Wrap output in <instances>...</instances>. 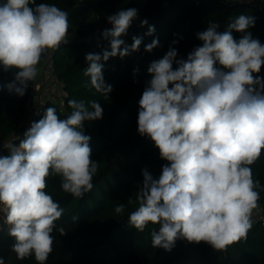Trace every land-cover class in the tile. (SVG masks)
<instances>
[{"label": "clouds", "instance_id": "clouds-1", "mask_svg": "<svg viewBox=\"0 0 264 264\" xmlns=\"http://www.w3.org/2000/svg\"><path fill=\"white\" fill-rule=\"evenodd\" d=\"M138 18L134 7L108 15L112 27L101 33L108 47L85 56V87L105 100L112 85L105 82L104 64L139 51L142 36H133L131 45L123 39ZM255 21L253 15L240 14L220 31V23L210 20L206 30L195 33L202 44L186 58L169 46L147 68L151 78L138 101L137 132L153 142L166 163L159 177L142 170L137 207L128 223L141 233L149 224L159 225L150 233L153 248L171 252L178 239H185L226 251L246 240L253 226L260 183L253 179L251 165L264 151V76L259 75L264 44L249 31ZM147 24V19L141 21L142 27ZM69 28L68 12L55 4L0 3V66L4 72L16 70L2 87L23 97L39 73L41 58L69 43ZM233 32L241 37L235 39ZM154 33L155 26L149 25L144 35ZM158 46L159 39H153L145 51ZM67 104L70 115L61 119L55 107H47L18 145H4L9 155L0 156V211L19 260L34 256L37 264H45L53 252L54 230L66 234L55 223L64 209L45 191L50 176L59 177L63 192L77 199L94 187L99 162L91 158L85 123L102 119L104 110L98 100L70 99ZM114 211L124 212L125 204ZM0 264H5L2 257Z\"/></svg>", "mask_w": 264, "mask_h": 264}, {"label": "trees", "instance_id": "trees-1", "mask_svg": "<svg viewBox=\"0 0 264 264\" xmlns=\"http://www.w3.org/2000/svg\"><path fill=\"white\" fill-rule=\"evenodd\" d=\"M41 2L55 4L69 14V43L55 51L57 73L66 81L69 94L63 106L49 102L39 115L28 117L32 82L23 97L10 94L2 86L14 78L16 70L4 72L0 66V156L9 155L4 145H18L23 136L16 139L14 135L24 134L32 122L43 117L47 107H55L61 119L71 113L67 104L70 99L98 100L104 110L102 119L85 123V134L91 136V158L99 162L93 189L77 199L63 192L59 177L48 178L45 191L64 209L55 223L66 234L61 236L54 230L53 252L45 264H264L261 224L253 225L246 240L226 251H216L204 242L195 244L178 239L172 251L167 252L152 247L150 233L159 225L149 224L141 233L128 223V215L137 207L135 193L143 181L142 170L159 177L166 163L160 159L153 142L137 132L138 101L151 78L147 72L150 62L161 58L169 46L178 50L179 57L186 58L195 46L202 44L195 33L206 30L210 20L219 22V30L224 31L229 19L240 14L256 17L255 26L249 31L264 44V0H36ZM132 7L139 10V18L123 39L131 45L133 36H142L143 42L138 52L105 62L104 79L112 85L105 100L101 93L85 87L88 79L82 71L87 67L85 56L108 47V41L101 36L105 25L108 24V29L112 27L106 17L121 8ZM144 19L148 24L142 27ZM149 25L155 26L152 36L144 35ZM233 36L239 39L241 34L233 32ZM156 38L159 46L145 51V45ZM173 40L178 43L172 45ZM259 75L264 76V67ZM251 168L253 179L260 183L258 203L264 206V151ZM120 203L125 204V211L116 213L114 208ZM73 216H78V221H73ZM8 228L5 214L0 211V257L5 264H37L34 256L17 259Z\"/></svg>", "mask_w": 264, "mask_h": 264}, {"label": "built area", "instance_id": "built-area-1", "mask_svg": "<svg viewBox=\"0 0 264 264\" xmlns=\"http://www.w3.org/2000/svg\"><path fill=\"white\" fill-rule=\"evenodd\" d=\"M0 3H3L0 0ZM39 73L34 81H32L29 90V102H28V117H35L40 114L42 108H44L49 102H53L60 106L68 96L66 81L58 76L55 51H49L48 54L41 58L38 65ZM23 136V133H16L14 138L19 139ZM259 207L253 210L252 220L253 225L261 224L264 226V206L260 203Z\"/></svg>", "mask_w": 264, "mask_h": 264}, {"label": "water", "instance_id": "water-1", "mask_svg": "<svg viewBox=\"0 0 264 264\" xmlns=\"http://www.w3.org/2000/svg\"><path fill=\"white\" fill-rule=\"evenodd\" d=\"M108 26V24L107 25H105L101 30H104L106 27Z\"/></svg>", "mask_w": 264, "mask_h": 264}, {"label": "crops", "instance_id": "crops-1", "mask_svg": "<svg viewBox=\"0 0 264 264\" xmlns=\"http://www.w3.org/2000/svg\"><path fill=\"white\" fill-rule=\"evenodd\" d=\"M2 2H4V0H1Z\"/></svg>", "mask_w": 264, "mask_h": 264}]
</instances>
